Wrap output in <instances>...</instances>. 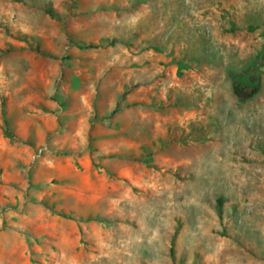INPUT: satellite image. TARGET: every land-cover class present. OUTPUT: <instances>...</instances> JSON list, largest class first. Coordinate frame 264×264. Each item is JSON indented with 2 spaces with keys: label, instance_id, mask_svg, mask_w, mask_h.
Segmentation results:
<instances>
[{
  "label": "rangeland",
  "instance_id": "1",
  "mask_svg": "<svg viewBox=\"0 0 264 264\" xmlns=\"http://www.w3.org/2000/svg\"><path fill=\"white\" fill-rule=\"evenodd\" d=\"M0 264H264V0H0Z\"/></svg>",
  "mask_w": 264,
  "mask_h": 264
},
{
  "label": "trees",
  "instance_id": "2",
  "mask_svg": "<svg viewBox=\"0 0 264 264\" xmlns=\"http://www.w3.org/2000/svg\"><path fill=\"white\" fill-rule=\"evenodd\" d=\"M115 41H116L115 39H111L109 44L110 45L114 44ZM97 46H99V44H95V43H87V44L82 45V47H85V48H94ZM233 92L236 96H238L241 99L251 98L258 92V86L256 85V86H253L252 88L246 90V89L242 88L239 84L235 83L233 85ZM119 110H120V108L115 107L108 113L107 116H110V115L118 112ZM6 134L9 135L7 130H6ZM221 203H222V201H221V199H219L218 204L221 205ZM218 208H220L219 205H218Z\"/></svg>",
  "mask_w": 264,
  "mask_h": 264
}]
</instances>
